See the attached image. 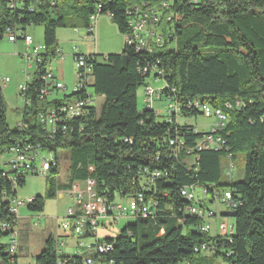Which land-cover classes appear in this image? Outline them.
I'll return each instance as SVG.
<instances>
[{"label": "trees", "instance_id": "trees-1", "mask_svg": "<svg viewBox=\"0 0 264 264\" xmlns=\"http://www.w3.org/2000/svg\"><path fill=\"white\" fill-rule=\"evenodd\" d=\"M145 5L161 12L163 45L138 51L126 42L121 54H84L92 66L90 92L104 97L99 108L88 105L84 115L65 120L56 132L45 128L38 112L67 108L69 98H40L45 62L28 83L31 105L24 106L23 127L10 125L1 98L0 156L30 144L52 156L48 178L53 179L59 174V151L70 150V181L50 184L45 198L36 195L27 206L30 210L43 211L46 198L87 181L109 201L142 193L155 210L154 217L123 218L129 221L117 238L90 231L78 235V243L94 247L75 254L63 252L66 242L50 236L36 264H264V0H0V39L8 26L42 25L46 61L58 48L60 28L87 32L93 16L108 14L126 35L133 7ZM205 45L218 48L205 52ZM152 70L161 71L165 83L157 104L172 103L175 110L139 108V90L149 84ZM87 90L78 95L88 98ZM204 104L227 118L216 130L223 139L218 149L197 148L211 127L202 131L189 118L203 115ZM238 152L245 154L244 176L224 181L222 158L231 155L233 161ZM4 173L0 169V217L9 219L6 208L26 177ZM235 175L236 168L227 176ZM185 186L199 187L207 201L230 191L237 202L231 212L234 231H201L203 218L187 211L192 203L181 194ZM96 243L112 249L98 252ZM6 247L0 244V264H19L18 254L6 253Z\"/></svg>", "mask_w": 264, "mask_h": 264}, {"label": "built area", "instance_id": "built-area-1", "mask_svg": "<svg viewBox=\"0 0 264 264\" xmlns=\"http://www.w3.org/2000/svg\"><path fill=\"white\" fill-rule=\"evenodd\" d=\"M97 18V16L91 18L93 26L86 32V38L88 39L93 40L95 38L94 23L97 21ZM160 20L161 12L157 8L147 7L146 5L134 6L133 16L130 19L129 25L131 33L125 35L127 44L135 46L138 51L146 50V46L163 45L165 41H162L161 30L158 28ZM27 30H23L20 27L14 28L8 26L4 31V37L6 36L9 42L16 43L20 39L24 40L27 53L22 57H24L27 66L30 68L33 67V65L36 66L35 72L32 75L28 74L27 82L19 86V92L23 97L24 106L31 105V99L28 95V83L32 82L35 73L44 62V72L40 76L42 80L40 98H63L64 100L65 96L61 97L58 93L60 90H66V86L60 80H57L58 78L52 72L48 63L56 59L64 60L65 55L63 50L57 48L55 53L50 54L48 59L44 61L46 55L45 44L35 45L33 37L27 33ZM74 31L78 32L79 29H74ZM72 51L77 64L78 84L75 86L72 94L68 95L67 108H58L55 106L51 109L38 112L37 120L51 132H56L60 124L65 120L81 117L85 114L88 105L95 104L92 92L89 90V88L92 87V66L87 62L86 56H84V53L80 52L78 46L72 48ZM147 71L148 69L145 68L144 72L146 73ZM150 74L152 78H156L155 80L163 79L161 71L152 70ZM10 81L9 77L3 76L0 73V104L1 98L4 97L3 90L8 86ZM164 86L165 83L163 87ZM161 88H155L151 83L145 86L143 95L144 104L156 110L157 113H161L163 111L162 109L165 111L175 110L176 106L172 103H165L162 107H156ZM82 89H88V98H83L78 95ZM23 109L24 107L21 110V114H23ZM201 110L204 117H216V124L211 125L209 132L203 133L204 138L198 143L197 148L218 149L222 146L223 139L216 134V130H220L225 125L227 118L224 116H217L214 108L208 104L202 105ZM22 119L17 124L20 127L25 125ZM172 144L176 143L173 142ZM4 155L8 156L6 160L3 157ZM4 155L0 156V164H9L8 170L2 169L5 171L4 175L15 178L23 176L27 178L29 175H49L52 165V156L46 158L41 152L35 151L30 144L20 143L15 145ZM228 157L231 159V155ZM234 172L235 165L232 164L231 159L225 173L229 176H233ZM85 184L87 188L86 191L80 189L76 190V188L72 191L75 205L67 209L64 222L62 223L63 229L70 230L72 235L76 237H78V232L73 229V221H83L85 234L87 231L98 233L101 229H109L112 224L119 219L132 217L133 210H154L152 208L153 202L151 200H146L142 193H138L135 197L128 200L118 199L109 201L106 198L98 196L96 192H93V182L87 181ZM181 194L192 203L187 208V211L190 214L203 218V223L200 226L201 231L218 233L220 235H229L234 231L231 210H234L237 202L233 200L230 191H226L222 195L217 196L215 201H207L206 193L197 186H185L181 189ZM34 200L35 196L29 197L27 200H19L18 197H16L6 208L9 219L0 217V244L3 243L7 246L5 252L10 255L18 254L19 250V230L17 226L20 221V207L21 205L28 206ZM213 221L216 223L214 230L211 224ZM111 249L112 246L110 244L99 243V249L95 250L106 253Z\"/></svg>", "mask_w": 264, "mask_h": 264}, {"label": "rangeland", "instance_id": "rangeland-1", "mask_svg": "<svg viewBox=\"0 0 264 264\" xmlns=\"http://www.w3.org/2000/svg\"><path fill=\"white\" fill-rule=\"evenodd\" d=\"M97 24H101L102 27H98L97 31V45L98 51L102 58V55L121 54L126 43L125 35L121 34L116 25L113 23L111 17L108 14H101L98 16ZM99 26V25H98ZM85 31L84 28H81ZM72 28H60L58 30V37L64 46L63 53L65 55L64 63L60 66L55 63V70L57 76V70L63 69L65 72V80L58 78L64 85L68 86L67 90H60L58 95L61 97L64 94H70L73 92L75 86L78 84L77 64L74 56L71 54L73 51H69L75 46L81 44V42L73 33ZM27 33L34 39L35 45H42L44 43V27L42 25H32L28 28ZM75 36V38H73ZM218 46L205 45L201 46V50L208 52L213 51ZM69 49V50H68ZM27 53V48L24 40L20 39L17 43L9 42L5 37L0 39V73L3 76L10 78V83L3 90L4 98L7 102V117L11 126H16L22 119L21 110L24 107L23 97L20 95L19 86L27 82L28 74L32 75L36 66H27L23 55ZM58 60V59H56ZM60 62V61H54ZM59 65V66H58ZM155 88H161L164 85L163 79L155 80L152 77L148 79ZM90 91L91 88H89ZM144 87L139 90V108H144L143 102ZM95 106L98 108L102 103V96L93 94ZM156 107H160V103H156ZM182 117V116H180ZM195 122L198 128L202 131L208 130L211 125L216 124V117H204L198 115ZM70 150H61L58 153L59 160V174L53 179L48 178L45 175H29L26 178V184L18 188V199L27 200L29 197L40 195L46 197L50 184L56 185L60 183H68L70 181V160L68 154ZM6 160L7 155L3 156ZM231 159L229 157L222 158L223 166V180L230 182L240 181L244 176L245 168V154L242 152L236 153V158L233 159L232 164L235 165L236 175L233 179H230L225 174L226 167H228ZM0 169H9V164H0ZM80 187H76V190H85L86 184L80 183ZM70 194L65 193L63 197L57 196L56 198H46L45 207L41 212H35L30 210L27 205H21L19 214L20 221L18 223L19 230V250H18V263L19 264H36V257L43 251L45 243L50 236L55 239L59 237L60 241L64 240L66 243L61 245V249L65 253L75 254L81 249L87 247L88 242L83 243L80 246L78 238L72 235L70 230H64L62 223L64 222L67 209L75 205V199L73 192ZM128 218V217H127ZM128 219H119L118 222L109 229H101L99 237L117 238L122 229L128 224ZM132 223L135 221L132 220ZM213 230L216 227V223L211 222ZM93 249L89 250L92 251ZM219 264H227L223 261H219Z\"/></svg>", "mask_w": 264, "mask_h": 264}, {"label": "crops", "instance_id": "crops-1", "mask_svg": "<svg viewBox=\"0 0 264 264\" xmlns=\"http://www.w3.org/2000/svg\"><path fill=\"white\" fill-rule=\"evenodd\" d=\"M98 19V18H97ZM99 25V26H98ZM98 27L100 28V27H102L101 26V24H97V21L94 23V36H95V38L92 40V39H88V38H86V30L85 31H82V29H79V31L78 32H75L74 30H72L73 31V33L75 34V36L80 40V41H83V42H81V44L79 45V43H78V48H79V50H80V52H82V53H84V54H98V55H100L99 54V49H98V45H97V31H98ZM75 36L73 37V38H75ZM57 39H58V48H60V49H62V50H64V46H63V44H61V42H60V40H59V37H58V31H57ZM17 43V42H16ZM69 50V49H68ZM69 51H71L72 52V49L71 50H69ZM72 55H73V53H71ZM108 54H110V53H108ZM65 60V59H64ZM64 60H52V61H49L48 63H49V67L51 68V70H52V72L54 73V74H56V70H55V63H58L60 66L64 63ZM54 61H60V62H54ZM58 65V66H59ZM57 76H58V78H61V79H63V80H65V72L63 71V69L61 68V69H58L57 70ZM65 86H66V90H67V88H68V86L65 84ZM72 93H70V94H64V96L65 95H71ZM102 99L104 100V97L102 96ZM103 100H102V102H103ZM102 104V103H101ZM163 110V109H162ZM161 110V111H162ZM80 184V182H74L73 183V187H72V190L70 191V190H66V191H61V192H59L58 193V195L57 196H59V197H63L64 195H65V193H68V194H70L69 196H72V191L76 188V187H80L81 185H79Z\"/></svg>", "mask_w": 264, "mask_h": 264}, {"label": "bare ground", "instance_id": "bare-ground-1", "mask_svg": "<svg viewBox=\"0 0 264 264\" xmlns=\"http://www.w3.org/2000/svg\"><path fill=\"white\" fill-rule=\"evenodd\" d=\"M161 39H163L162 38V33H161ZM150 48H151V46H146V50L147 49H150ZM214 111H216L217 116H224V117H226L221 110L214 109ZM233 211L234 210H231V212H233ZM140 215L142 217H144V218L151 217V216L154 217L155 216V210H133L132 217H128V218H138ZM73 229L78 232V235L84 234L85 230H84V223H83V221H73ZM86 242H88V245L86 247L87 249H90V248L94 247L91 242H89V241H86ZM86 242H81L80 243V246H82L83 243H86ZM97 249H99V244H97ZM88 263H92V261L89 260Z\"/></svg>", "mask_w": 264, "mask_h": 264}]
</instances>
